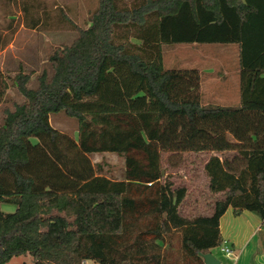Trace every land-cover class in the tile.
<instances>
[{
	"label": "trees",
	"instance_id": "1",
	"mask_svg": "<svg viewBox=\"0 0 264 264\" xmlns=\"http://www.w3.org/2000/svg\"><path fill=\"white\" fill-rule=\"evenodd\" d=\"M28 8L26 28L47 24ZM62 21L76 37L33 87L0 71V105L11 86L22 98L0 118V205L15 207L0 210V264H203L227 209L264 226V0H96L85 29ZM168 44H235L238 105L202 104L197 69L164 68ZM58 113L75 138L52 128ZM105 153L123 158L120 179L90 161ZM200 153L221 158L203 166L207 214L188 216L162 159Z\"/></svg>",
	"mask_w": 264,
	"mask_h": 264
},
{
	"label": "rangeland",
	"instance_id": "2",
	"mask_svg": "<svg viewBox=\"0 0 264 264\" xmlns=\"http://www.w3.org/2000/svg\"><path fill=\"white\" fill-rule=\"evenodd\" d=\"M0 0V71L12 78L20 69L31 73L28 87L35 85V77L43 69H48L47 56L52 49L69 45L76 37L66 23L60 22L61 12L78 28L85 29L88 15L95 7L96 0ZM30 16L46 18L47 24L40 23L31 30L23 25L22 6L28 7ZM8 24L12 29L6 28ZM48 25V26H47ZM162 46L163 66L165 69H190L200 72V94L202 104L235 107L239 103L237 46L235 44H168ZM11 84V82H9ZM21 96L14 87L6 93L0 105V118L3 108L11 109L12 104L20 103ZM55 130L76 137L77 123L63 113L49 118ZM214 153L182 154L166 161L163 155V179L168 176L175 186L185 187L187 197L184 214L197 216L207 214L204 204L211 194L208 192V179L203 170L205 162ZM92 164L100 166V173L111 179H120L124 166L123 158L115 154H94L89 156ZM214 198H221L220 194ZM15 207L1 204L0 210L12 213ZM212 254L220 258L219 249ZM223 263V261H221ZM8 264H33L29 255L12 258ZM91 264V263H90Z\"/></svg>",
	"mask_w": 264,
	"mask_h": 264
},
{
	"label": "crops",
	"instance_id": "3",
	"mask_svg": "<svg viewBox=\"0 0 264 264\" xmlns=\"http://www.w3.org/2000/svg\"><path fill=\"white\" fill-rule=\"evenodd\" d=\"M11 27L6 26L9 30ZM219 233L233 252V256L226 257L219 251L218 258L209 251L219 264H264V226L257 215L248 211L234 215L227 209L219 219Z\"/></svg>",
	"mask_w": 264,
	"mask_h": 264
},
{
	"label": "built area",
	"instance_id": "4",
	"mask_svg": "<svg viewBox=\"0 0 264 264\" xmlns=\"http://www.w3.org/2000/svg\"><path fill=\"white\" fill-rule=\"evenodd\" d=\"M218 249L226 257L233 256V252H232L231 248L227 244H224L223 242ZM90 263L92 264V262H88V261H82L81 262V264H90Z\"/></svg>",
	"mask_w": 264,
	"mask_h": 264
},
{
	"label": "water",
	"instance_id": "5",
	"mask_svg": "<svg viewBox=\"0 0 264 264\" xmlns=\"http://www.w3.org/2000/svg\"><path fill=\"white\" fill-rule=\"evenodd\" d=\"M203 264H219L218 260L210 253H200Z\"/></svg>",
	"mask_w": 264,
	"mask_h": 264
}]
</instances>
